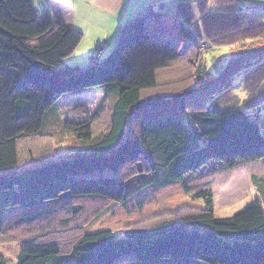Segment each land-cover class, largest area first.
Wrapping results in <instances>:
<instances>
[{
	"label": "trees",
	"instance_id": "trees-1",
	"mask_svg": "<svg viewBox=\"0 0 264 264\" xmlns=\"http://www.w3.org/2000/svg\"><path fill=\"white\" fill-rule=\"evenodd\" d=\"M45 5L0 0V233L38 229L22 242L17 264H264L263 202L218 219L209 191L196 195L201 212L127 229L122 237L88 231L69 257L51 239L82 227L88 204L136 200L142 208L145 192L168 190L210 161L234 170L264 160V50L227 60L202 88L144 96L200 41L223 47L264 39V4L215 0L207 11L202 4L199 17L186 1L181 12L151 11L123 23L113 49L97 50L85 66L68 62L83 34L46 17ZM196 74L207 77L208 66ZM237 78L245 104L231 91ZM209 86L215 98H206ZM87 91L104 93L107 129L96 136V119L63 122L81 150L15 172L21 142L45 136L59 120L61 100ZM189 99L204 108L185 110ZM133 165L135 173L125 175ZM258 190L264 201V182Z\"/></svg>",
	"mask_w": 264,
	"mask_h": 264
},
{
	"label": "rangeland",
	"instance_id": "rangeland-1",
	"mask_svg": "<svg viewBox=\"0 0 264 264\" xmlns=\"http://www.w3.org/2000/svg\"><path fill=\"white\" fill-rule=\"evenodd\" d=\"M50 1L56 3L54 0ZM248 1L264 3L260 0ZM44 2L46 4V0ZM63 7L70 8L67 5H63ZM49 8L52 9V12L56 9L50 6ZM95 33H101L97 25L96 28H92V33L89 32L90 36H86V39L85 36L83 37L77 52L68 60L69 63L75 64V60L81 59V55L78 57L79 51L83 50L84 46H86V41H91ZM211 46L213 45L210 43L200 41L197 47H192L187 52L189 55L181 62L173 64L168 69L160 72L158 88L147 91L144 96H153L159 92L173 95L184 90L194 89L197 85L202 88V86H206L204 85L205 81L202 80L205 79L207 83L213 81L219 67L225 65L224 63H227L229 59L244 52L264 50V39L249 41L243 45L238 43L234 46ZM84 57H82V60H84ZM88 57L86 56V58ZM190 60L194 63H191ZM204 64L208 66L210 74L203 79L197 78L196 72ZM238 79H235L233 90L231 89V91L238 94V103L241 101V103L245 104L244 98L246 95L241 91V80ZM206 89L210 92L208 94H211L206 97L207 99L213 96L215 98L218 95L212 94L214 89L210 86ZM230 94H227L226 100H230L228 98ZM192 100L189 99L186 102L185 110L204 108V102ZM215 100L220 102L223 97H218ZM103 103L104 93L102 91H87L78 95L64 97L59 103V120L51 124L46 130V135L21 142L19 146L20 164L15 172L22 173L28 169L48 162H55L78 153V150H81L80 144L72 133L70 134L63 129L62 124L63 122L82 123L89 119H93L94 122L96 119L93 125L94 135L101 134L107 129L108 117L107 108H105ZM247 111L254 113L253 109ZM134 167L133 165L126 168L124 174L129 176L135 173ZM263 182L264 160L252 164L240 163L234 170H228L221 162L210 161L198 172L191 173L182 182L177 183L170 189L168 188V190H162L157 193L145 192V201L142 208L136 205V200L126 206H111L110 203L88 204L86 208L88 213L84 216L85 224L80 227L81 229L71 226L69 233L64 235L63 238L59 237V235H51V239H57L64 256L69 257L77 239L88 231L108 229L113 231L118 237H122L127 229L148 228L164 221L178 220L201 212L204 208V202L197 199L196 195L207 191L211 192L213 196L215 217L218 219L231 218L253 206L257 201L264 204L258 190L259 185L263 184ZM100 213L102 215L96 219V215L98 216ZM26 227H24L25 231L21 228L19 230H10L5 235L0 233V256L5 260L6 264H17L22 242L38 232V229H33L32 227L27 229ZM56 229L59 232L61 231L60 228ZM171 264H174V262Z\"/></svg>",
	"mask_w": 264,
	"mask_h": 264
},
{
	"label": "crops",
	"instance_id": "crops-1",
	"mask_svg": "<svg viewBox=\"0 0 264 264\" xmlns=\"http://www.w3.org/2000/svg\"><path fill=\"white\" fill-rule=\"evenodd\" d=\"M46 0L44 10L46 17H52L55 22L72 27L83 34L90 36L92 28L98 26L101 33H95L91 41H86L82 51H79L80 60H75L77 65H88L91 56L97 51L107 53L113 49L117 41L119 31L123 23L133 21L151 11L163 10L170 14L181 12V3L190 4L196 17L201 16L202 4L206 5V11L213 9L215 0ZM247 4H264L244 0ZM252 1V0H251ZM256 1V0H253ZM263 1L264 0H260ZM45 3V2H44ZM67 5L70 8H64ZM180 5V6H178ZM188 5V4H187ZM56 8L55 13L52 9ZM40 14L39 10H36ZM86 27V28H85ZM86 48V50H85ZM77 52V50L75 51ZM89 53V55H88ZM85 56V57H84ZM86 56H89L86 58ZM84 57V60H82ZM86 58V59H85ZM82 60V61H81ZM77 61V62H76ZM83 63V64H82Z\"/></svg>",
	"mask_w": 264,
	"mask_h": 264
}]
</instances>
